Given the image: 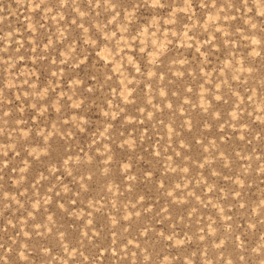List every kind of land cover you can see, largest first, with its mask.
Wrapping results in <instances>:
<instances>
[{"label": "rangeland", "instance_id": "obj_1", "mask_svg": "<svg viewBox=\"0 0 264 264\" xmlns=\"http://www.w3.org/2000/svg\"><path fill=\"white\" fill-rule=\"evenodd\" d=\"M0 243L264 264V0H0Z\"/></svg>", "mask_w": 264, "mask_h": 264}, {"label": "clouds", "instance_id": "obj_2", "mask_svg": "<svg viewBox=\"0 0 264 264\" xmlns=\"http://www.w3.org/2000/svg\"><path fill=\"white\" fill-rule=\"evenodd\" d=\"M251 11V9H249ZM249 19H252V17H249ZM131 59V58H130ZM139 71V69H137ZM0 249H2L3 251H0V262H2V264H8V261H9V257L6 253H10L12 251V245H8L6 248H5V244L4 243H0ZM21 257L23 259H27L28 256L22 251L20 253ZM145 259H149V256H145Z\"/></svg>", "mask_w": 264, "mask_h": 264}]
</instances>
